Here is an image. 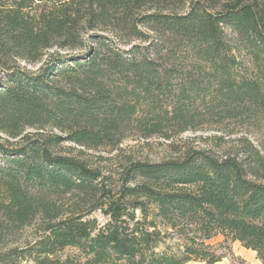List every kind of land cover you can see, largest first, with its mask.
<instances>
[{
    "label": "trees",
    "instance_id": "trees-1",
    "mask_svg": "<svg viewBox=\"0 0 264 264\" xmlns=\"http://www.w3.org/2000/svg\"><path fill=\"white\" fill-rule=\"evenodd\" d=\"M152 1L163 11L139 21L157 40L121 52L85 36L115 16L143 37L133 17L146 0H0V241L33 225L40 232L0 252V264H217L223 248L232 264H249L232 254L234 242L264 264V0ZM79 49L87 52L60 53ZM11 54L40 66L10 69ZM177 65L179 95L164 103ZM202 116L234 120L263 141L239 138L240 154L132 161L115 184L65 151H121L133 127L171 140L169 129L195 130ZM65 249L78 255L59 256Z\"/></svg>",
    "mask_w": 264,
    "mask_h": 264
},
{
    "label": "rangeland",
    "instance_id": "rangeland-1",
    "mask_svg": "<svg viewBox=\"0 0 264 264\" xmlns=\"http://www.w3.org/2000/svg\"><path fill=\"white\" fill-rule=\"evenodd\" d=\"M163 11L156 2L152 0H146L145 4L134 10L133 22L136 23L138 30L143 34L140 38L132 37L124 29L118 28L117 20L115 16H112L108 24H101L94 31L89 32L85 37L88 36L97 37L99 41L106 43L110 49H114L121 52L130 51L131 49L138 50L141 47H145L149 44L148 40L155 38V34L150 29L142 24L139 19L143 16ZM177 13H184L186 9L175 8ZM89 39V38H88ZM92 48L97 46L89 42ZM58 51L57 49L51 50L50 52ZM86 49H79L76 51L60 53L65 56L85 54ZM7 63L8 68L17 69L18 67L27 68L31 71H36L40 64L29 65L21 59L11 55H8L4 59ZM250 65L248 59L245 58V64ZM180 68L181 73L176 74L171 90L168 92V98L164 103H172L178 97V88L184 78V69L182 66L177 65ZM251 66V65H250ZM249 67V66H248ZM5 72L0 69V77ZM195 75H198L195 72ZM142 100V99H141ZM143 101V100H142ZM198 101L194 107L190 110L200 107ZM195 130H188L182 133H176V131L168 130L169 135H172V139L168 140L160 136H152L148 139H144L135 134V128L131 129V133L134 138H128L122 147L121 151H111L110 149H102L98 152L79 147L73 143H66V153L71 155H81L82 158L86 159L93 167H100L104 171H109L115 176L114 184L119 181V176L123 172L124 168L129 165L132 161H146L151 163L164 162L172 159L182 157V155L188 150H208L217 156H223L227 154H240L241 148L238 143V139L246 137L253 144L259 146L260 142L263 141V137L253 132H248L246 128L236 124L234 120H226L223 124L218 123L217 120L209 118L208 116H202L194 120L192 123ZM191 124V125H192ZM28 132H33L29 130ZM57 133V131H54ZM4 137L0 134V137ZM215 137H221L222 139H215ZM264 142V141H263ZM82 151L83 154L79 152ZM66 209L65 207L63 208ZM90 218L96 219L99 225L107 223L108 218L101 212H95ZM37 225L24 228L13 236H4V239L0 241V252L11 247H22L28 242H32L40 233L38 232ZM224 242L222 236H218L211 241V245L218 247ZM230 249L233 255L245 259L249 264H261L257 259L256 253L247 250L239 242L230 243ZM226 254V258L217 264H232V257L227 253L226 249H221ZM78 253L74 249H65L59 253L61 257H74ZM18 262L22 264H35L28 258L20 259ZM82 264V263H81ZM188 264H205L203 262H190Z\"/></svg>",
    "mask_w": 264,
    "mask_h": 264
},
{
    "label": "crops",
    "instance_id": "crops-1",
    "mask_svg": "<svg viewBox=\"0 0 264 264\" xmlns=\"http://www.w3.org/2000/svg\"><path fill=\"white\" fill-rule=\"evenodd\" d=\"M210 243H211V241H210Z\"/></svg>",
    "mask_w": 264,
    "mask_h": 264
}]
</instances>
